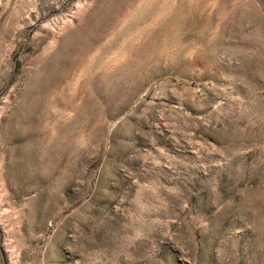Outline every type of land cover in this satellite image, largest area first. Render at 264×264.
<instances>
[{
  "label": "rangeland",
  "instance_id": "374dc122",
  "mask_svg": "<svg viewBox=\"0 0 264 264\" xmlns=\"http://www.w3.org/2000/svg\"><path fill=\"white\" fill-rule=\"evenodd\" d=\"M264 264V0H0V264Z\"/></svg>",
  "mask_w": 264,
  "mask_h": 264
},
{
  "label": "clouds",
  "instance_id": "9594fccd",
  "mask_svg": "<svg viewBox=\"0 0 264 264\" xmlns=\"http://www.w3.org/2000/svg\"><path fill=\"white\" fill-rule=\"evenodd\" d=\"M94 256H95V254H94V253H90V254H89V260H90V264H95V261H94Z\"/></svg>",
  "mask_w": 264,
  "mask_h": 264
}]
</instances>
